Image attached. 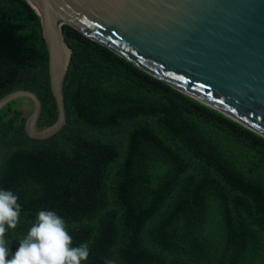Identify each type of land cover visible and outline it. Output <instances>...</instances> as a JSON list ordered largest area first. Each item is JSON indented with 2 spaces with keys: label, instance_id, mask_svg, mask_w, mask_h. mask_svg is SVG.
<instances>
[{
  "label": "trees",
  "instance_id": "trees-1",
  "mask_svg": "<svg viewBox=\"0 0 264 264\" xmlns=\"http://www.w3.org/2000/svg\"><path fill=\"white\" fill-rule=\"evenodd\" d=\"M64 81L66 124L26 133L28 98L0 111V189L18 195L11 252L40 210L89 245L82 264H264V136L88 38ZM26 89L54 124L42 21L29 0H0V99Z\"/></svg>",
  "mask_w": 264,
  "mask_h": 264
},
{
  "label": "water",
  "instance_id": "water-1",
  "mask_svg": "<svg viewBox=\"0 0 264 264\" xmlns=\"http://www.w3.org/2000/svg\"><path fill=\"white\" fill-rule=\"evenodd\" d=\"M42 21L57 121L42 130L39 96L26 89V133L46 139L66 124L64 81L70 25L174 88L264 136V0H29Z\"/></svg>",
  "mask_w": 264,
  "mask_h": 264
},
{
  "label": "clouds",
  "instance_id": "clouds-1",
  "mask_svg": "<svg viewBox=\"0 0 264 264\" xmlns=\"http://www.w3.org/2000/svg\"><path fill=\"white\" fill-rule=\"evenodd\" d=\"M19 197L0 189V264H82L89 257V245L73 246L65 220L55 210L38 211L34 223L19 247L10 253L6 233L20 221ZM111 264V262H108Z\"/></svg>",
  "mask_w": 264,
  "mask_h": 264
}]
</instances>
